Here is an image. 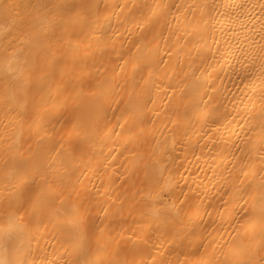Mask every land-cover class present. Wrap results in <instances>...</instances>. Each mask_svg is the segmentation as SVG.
<instances>
[{
  "label": "bare ground",
  "instance_id": "6f19581e",
  "mask_svg": "<svg viewBox=\"0 0 264 264\" xmlns=\"http://www.w3.org/2000/svg\"><path fill=\"white\" fill-rule=\"evenodd\" d=\"M0 264H264V0H0Z\"/></svg>",
  "mask_w": 264,
  "mask_h": 264
}]
</instances>
